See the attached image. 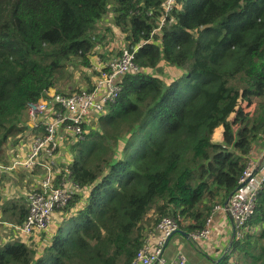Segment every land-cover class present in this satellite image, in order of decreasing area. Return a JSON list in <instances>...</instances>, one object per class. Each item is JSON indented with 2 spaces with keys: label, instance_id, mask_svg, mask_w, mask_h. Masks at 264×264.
<instances>
[{
  "label": "trees",
  "instance_id": "1",
  "mask_svg": "<svg viewBox=\"0 0 264 264\" xmlns=\"http://www.w3.org/2000/svg\"><path fill=\"white\" fill-rule=\"evenodd\" d=\"M164 1L0 0V163L32 130L27 105L106 50V14L138 67L70 147L82 192L56 210L54 231L26 239L9 226L25 220L24 199L0 206V264H131L162 218L190 240L236 191L264 142V0H173L167 12ZM159 64L180 74L163 80ZM210 264H264V184L240 238Z\"/></svg>",
  "mask_w": 264,
  "mask_h": 264
},
{
  "label": "built area",
  "instance_id": "2",
  "mask_svg": "<svg viewBox=\"0 0 264 264\" xmlns=\"http://www.w3.org/2000/svg\"><path fill=\"white\" fill-rule=\"evenodd\" d=\"M172 3L173 0L164 1L166 12L171 9ZM135 72H138V67L134 63V50L125 49L98 70L97 79L91 88L70 95L51 92L48 99L27 105L30 122L38 128L42 126L43 131L32 137L25 158L15 155L7 164L0 163V174L17 167L31 168L34 165L41 166L43 173L26 194L28 213L25 220L20 225H9L14 232L31 236L46 231L56 210L66 206L74 195L82 192L70 175L69 164L72 161L61 168V164H56L55 160L60 159L59 154L65 148L71 154L69 149L83 137L84 126L95 121L108 105L116 102L121 92L122 78ZM240 184L242 186L236 189L226 205L214 206L202 229L189 234L190 240H207L212 234L211 224L217 214L224 224L228 219L231 220L232 235L236 239L240 238L241 230L255 211L257 196L264 184V160L256 162L248 158L239 178ZM177 229L178 224L172 218H162L155 233L146 235L131 264H186L180 255L174 261L162 257L166 239Z\"/></svg>",
  "mask_w": 264,
  "mask_h": 264
},
{
  "label": "crops",
  "instance_id": "3",
  "mask_svg": "<svg viewBox=\"0 0 264 264\" xmlns=\"http://www.w3.org/2000/svg\"><path fill=\"white\" fill-rule=\"evenodd\" d=\"M98 68L99 66L97 65V62H96V71H97L96 73H98ZM38 123L39 121H37V124ZM29 127H31L32 129L30 134H28L25 141L21 142L15 149L11 150L7 154V160H10L15 155H18L20 158H25L30 150L31 139L33 136H36L34 132L40 134L43 131L42 126L41 128L40 127L38 128L36 127V125H34L31 122H29ZM35 128L37 129V131H34ZM61 134H63V130H61ZM66 149L68 148H65V150L60 152L59 154L60 159L55 160L56 164H59V165L61 164V168L67 162H69L70 160L72 161L73 159L72 154L68 153ZM249 158H252L256 162L260 160H264V142L263 143L260 142L254 145V148L252 149L251 154L249 155ZM42 173H43V168L39 165H34L31 168L17 167V168H14L13 170L1 173L0 174V206H3L4 194L7 193L10 195L11 192L21 193L22 198L27 203L26 194L30 190L33 189L35 183L41 178ZM26 185L30 187L29 190L27 192L26 191L21 192L19 189L21 187L23 188L27 187ZM59 220H61L59 213L58 212L54 213L52 215L51 223L47 229L48 232L54 231L56 224L59 222ZM226 223L227 224H224V226L217 228V232H219L220 235L217 236L215 240H213V242H215L216 240L218 241L220 240V241L216 243L215 245L216 251H212L208 254V253L203 252L202 250H198L197 248L194 247V244H192L187 239L186 236L184 237L181 233H175L174 235L171 236L168 243L164 246L163 251H162V257L169 261V260L176 258L177 253L179 251H182L184 256L186 257L188 264H210L212 263L220 256V252L223 250L222 244L225 241V239H227V237L231 238V235L233 233L231 220L228 219ZM228 243L226 246L229 245Z\"/></svg>",
  "mask_w": 264,
  "mask_h": 264
},
{
  "label": "rangeland",
  "instance_id": "4",
  "mask_svg": "<svg viewBox=\"0 0 264 264\" xmlns=\"http://www.w3.org/2000/svg\"><path fill=\"white\" fill-rule=\"evenodd\" d=\"M112 18H113V15L110 13V14H106L105 17L102 19V21L100 22V24L98 25V28H97V33L101 32L100 35L102 34H105V42H106V45H105V49L106 50H101L100 48L96 47V56H92L91 60H92V64L90 67H88V69L86 67H77L75 69H71L70 71L72 72V80H71V83L67 85V88L64 89L63 92H60V93H57L55 92L54 89H52V91L55 93V94H67L68 92H71L70 94H73L75 93L76 91H79V90H82V89H88V83H87V79L86 78H89L92 82H94L93 80H96L97 77H96V62H97V65L99 66L100 64H103L102 66H100V68H98V70L101 68L112 58V57H115L117 55H119L120 53H122L123 50L125 49H128L126 47V45L124 44L123 42V38L121 36V34L119 33L118 29L113 25V21H112ZM108 28V30H107ZM101 47V46H100ZM103 52H105V55H108L107 58H105L104 60L101 59L98 54H102ZM104 54V53H103ZM160 67H159V70L157 72H155V74L163 79V80H167V81H171L172 79H174L178 74H180V71L178 69H175L173 67H169V66H165V65H162V64H159ZM147 72H150L152 73V71L148 70ZM68 94V95H70ZM28 115V114H27ZM93 116V115H92ZM98 117V116H97ZM96 117V118H97ZM29 118V117H28ZM98 119V118H97ZM96 119V120H97ZM93 121L92 123L96 122ZM30 122V120L28 119V123ZM90 123V124H92ZM219 131L217 130L214 134V138H216L218 135H219ZM219 137V136H218ZM217 139V138H216ZM9 153V152H8ZM27 186V185H26ZM29 186L23 188L21 187L19 190L21 192H27L29 190ZM3 195V194H2ZM16 199H22V195L21 193L19 192H11V194H7L5 193L4 194V199H3V204L5 206H7V204H10L13 200H16ZM56 213V212H55ZM228 221V220H227ZM232 223V222H231ZM227 224V223H225ZM212 227H213V230H212V234H210V236L207 238V240H197V241H192V240H189L192 244H194V247L197 248L198 250H202L203 252L205 253H210L212 251H216V243H218L219 241L216 240L215 242H213V240H215V238L217 236H219V232H217V228H220L221 226H224V222L223 220L221 219L220 220V217H219V214H217V216L215 217L214 216V219L212 220ZM48 232V230H46ZM50 233V232H49ZM49 233L48 234H45L44 235V238L46 240V235L49 236ZM52 233V232H51ZM192 233V232H191ZM20 235V234H19ZM22 235V234H21ZM35 235V234H34ZM32 235V236H34ZM24 238H34V237H31V236H24L22 235ZM43 237V236H42ZM232 238H236L234 235H231V238L227 237V239H225V241L223 242V247H222V251L220 252L221 255L225 254L226 251L228 250V246L227 243L229 241L232 240ZM221 239V238H220ZM231 239V240H230ZM223 241V240H222ZM230 243V242H229ZM228 243V244H229ZM32 243H30L29 245H31ZM215 246V248H214ZM214 248V249H213ZM218 251V250H217ZM182 256L187 263V260H186V257L184 256L183 252L182 251H179L176 255V258L178 256ZM176 258L172 259V260H169V261H174Z\"/></svg>",
  "mask_w": 264,
  "mask_h": 264
},
{
  "label": "water",
  "instance_id": "5",
  "mask_svg": "<svg viewBox=\"0 0 264 264\" xmlns=\"http://www.w3.org/2000/svg\"><path fill=\"white\" fill-rule=\"evenodd\" d=\"M242 186V184H240L238 187H237V189L238 188H240ZM232 196V193L230 194V196L227 198V200L224 202V205H226L227 203H228V201H229V199H230V197ZM175 233H182V231H180V230H176V231H174L167 239H166V242H165V245L168 243V241H169V239L171 238V236L172 235H174ZM231 242V241H230Z\"/></svg>",
  "mask_w": 264,
  "mask_h": 264
}]
</instances>
